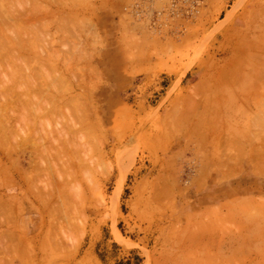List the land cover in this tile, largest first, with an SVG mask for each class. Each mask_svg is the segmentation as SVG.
<instances>
[{
	"label": "rangeland",
	"instance_id": "obj_1",
	"mask_svg": "<svg viewBox=\"0 0 264 264\" xmlns=\"http://www.w3.org/2000/svg\"><path fill=\"white\" fill-rule=\"evenodd\" d=\"M0 237V264H264V0H0Z\"/></svg>",
	"mask_w": 264,
	"mask_h": 264
},
{
	"label": "bare ground",
	"instance_id": "obj_2",
	"mask_svg": "<svg viewBox=\"0 0 264 264\" xmlns=\"http://www.w3.org/2000/svg\"><path fill=\"white\" fill-rule=\"evenodd\" d=\"M248 53V52H247ZM259 54V53H258ZM246 57H247V55H246ZM251 60H253V59H251ZM237 62H238V60H237ZM240 62V61H239ZM233 63H234V61H233ZM235 65V64H234ZM227 69V68H226ZM225 69V70H226ZM238 69V68H237ZM227 71V70H226ZM230 71V70H229ZM225 72V71H224ZM231 72V71H230ZM235 72V71H234ZM224 74V73H223ZM223 74H222V76H223ZM228 74H229V72H228ZM232 74H234V73H232ZM221 78H224V76L223 77H221ZM261 78V77H260ZM263 79V78H262ZM216 82V81H215ZM217 84V83H216ZM200 87H201V85H200ZM199 86H198V88H200ZM46 168V167H45ZM55 189V188H54ZM54 192V191H53ZM55 193V192H54ZM53 193V194H54ZM116 231H117V235H118V237L119 238H121L120 236H121V234H120V232H119V230L118 229H116ZM5 235H6V233H5ZM1 238V237H0ZM117 238V237H116ZM118 238V239H119ZM2 239V238H1ZM7 240H10V239H7ZM4 241V240H3ZM3 243V242H2ZM9 248V247H8ZM2 249H3V247H2ZM17 249V248H16ZM7 250V249H6ZM4 251V250H3ZM9 251H10V249H9ZM2 257V256H1ZM1 260V259H0ZM3 260V259H2ZM4 262V261H3Z\"/></svg>",
	"mask_w": 264,
	"mask_h": 264
},
{
	"label": "crops",
	"instance_id": "obj_3",
	"mask_svg": "<svg viewBox=\"0 0 264 264\" xmlns=\"http://www.w3.org/2000/svg\"><path fill=\"white\" fill-rule=\"evenodd\" d=\"M194 74H193V72H188L187 73V75H186V77H188V76H193ZM199 80V79H198Z\"/></svg>",
	"mask_w": 264,
	"mask_h": 264
}]
</instances>
